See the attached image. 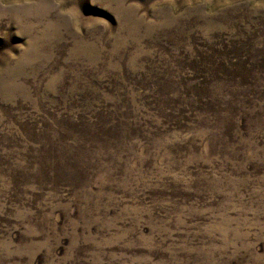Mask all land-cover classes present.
I'll return each mask as SVG.
<instances>
[{"label": "rangeland", "instance_id": "obj_1", "mask_svg": "<svg viewBox=\"0 0 264 264\" xmlns=\"http://www.w3.org/2000/svg\"><path fill=\"white\" fill-rule=\"evenodd\" d=\"M0 264H264V0H0Z\"/></svg>", "mask_w": 264, "mask_h": 264}, {"label": "clouds", "instance_id": "obj_2", "mask_svg": "<svg viewBox=\"0 0 264 264\" xmlns=\"http://www.w3.org/2000/svg\"><path fill=\"white\" fill-rule=\"evenodd\" d=\"M260 6H261V5H258V4H256V3H253V4H252V7H253V8L260 7Z\"/></svg>", "mask_w": 264, "mask_h": 264}]
</instances>
